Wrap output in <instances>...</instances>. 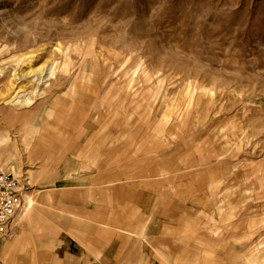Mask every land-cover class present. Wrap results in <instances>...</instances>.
Returning <instances> with one entry per match:
<instances>
[{"label":"rangeland","instance_id":"374dc122","mask_svg":"<svg viewBox=\"0 0 264 264\" xmlns=\"http://www.w3.org/2000/svg\"><path fill=\"white\" fill-rule=\"evenodd\" d=\"M76 138L126 162L106 239L144 241L119 264H264V0H0V170L25 206ZM129 184L154 207L118 202Z\"/></svg>","mask_w":264,"mask_h":264},{"label":"crops","instance_id":"0c3cea01","mask_svg":"<svg viewBox=\"0 0 264 264\" xmlns=\"http://www.w3.org/2000/svg\"><path fill=\"white\" fill-rule=\"evenodd\" d=\"M80 139L81 143H77L76 138L71 146L81 148L66 149L63 160H52V151L48 152L50 164L42 172L39 186H34L41 189L36 192L38 195L34 192L29 196L32 203L24 204L15 217L11 233L0 239V247L7 242L10 247L9 254L0 248V259L16 258L17 264H119L125 242L144 241L142 236L136 239L131 233L130 237L107 233L106 239V224H119L105 220L106 181L126 179L121 177L126 162L111 164L99 149L88 154V149L83 147L97 145V141ZM110 166L114 172L106 170ZM130 188L131 184L119 189L118 202L140 204L143 209L154 207L151 196H143V191ZM161 207L170 209L174 206L166 202Z\"/></svg>","mask_w":264,"mask_h":264},{"label":"built area","instance_id":"2783aa9c","mask_svg":"<svg viewBox=\"0 0 264 264\" xmlns=\"http://www.w3.org/2000/svg\"><path fill=\"white\" fill-rule=\"evenodd\" d=\"M25 204L22 185L10 171L0 170V239L8 236Z\"/></svg>","mask_w":264,"mask_h":264}]
</instances>
